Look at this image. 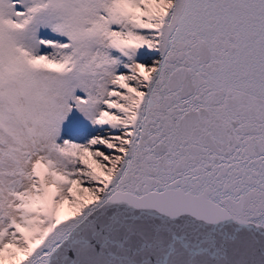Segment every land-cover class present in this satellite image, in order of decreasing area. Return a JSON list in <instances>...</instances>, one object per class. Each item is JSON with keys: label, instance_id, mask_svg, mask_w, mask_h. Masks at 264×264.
Masks as SVG:
<instances>
[{"label": "snow or ice", "instance_id": "6c2138e0", "mask_svg": "<svg viewBox=\"0 0 264 264\" xmlns=\"http://www.w3.org/2000/svg\"><path fill=\"white\" fill-rule=\"evenodd\" d=\"M0 264H264V0H0Z\"/></svg>", "mask_w": 264, "mask_h": 264}, {"label": "rangeland", "instance_id": "374dc122", "mask_svg": "<svg viewBox=\"0 0 264 264\" xmlns=\"http://www.w3.org/2000/svg\"><path fill=\"white\" fill-rule=\"evenodd\" d=\"M73 189L75 190V186H73ZM83 195H87L86 193ZM73 205H71L67 200L64 201L63 205L61 206V217H63L64 215H68L71 214L72 210H73Z\"/></svg>", "mask_w": 264, "mask_h": 264}]
</instances>
